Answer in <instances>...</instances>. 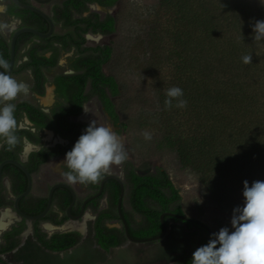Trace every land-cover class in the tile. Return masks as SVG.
Instances as JSON below:
<instances>
[{
	"label": "trees",
	"instance_id": "trees-1",
	"mask_svg": "<svg viewBox=\"0 0 264 264\" xmlns=\"http://www.w3.org/2000/svg\"><path fill=\"white\" fill-rule=\"evenodd\" d=\"M20 1L31 3V0ZM119 1L63 0L53 6L50 16L55 28L61 23L70 31L54 32L45 39L31 33H23L18 37L14 73L30 70L34 93L40 96L45 94L47 78L44 71L58 65L61 51L74 50V57L69 59V67L73 72L54 77L52 83L55 86L56 103L50 113L30 101L15 103L18 125L25 114L33 123L31 128L35 131L19 128L17 135L21 143L12 151L0 149V163L9 158L20 160L24 139L41 146L40 150L30 153L25 163L32 176L39 173L41 167L51 159L65 156L88 127L76 119L93 98L97 99L113 123L119 124L114 98L121 96V88L114 76L104 72V66L112 58L113 48L109 44L86 45L89 33L110 36L117 30L113 15L107 14L102 18L97 12L90 11V6L98 4L112 8ZM161 2L167 10L175 13L177 31L172 40L178 48L176 56L179 63L173 80L158 81V107L167 124V132L162 134L158 145L175 154L184 168L198 174L213 199L234 209L240 206L236 201L237 186H244L245 180L250 186L254 181H264V42H255L252 30L255 21L264 20V4L261 0ZM6 13L20 21L19 27L28 26L41 32L48 29L44 18L12 2ZM23 49L22 56L27 60L17 66ZM246 54H252L250 65L242 62V56ZM0 56L9 63L10 42L3 35H0ZM173 86L183 90V98L188 102L185 109L174 106L165 108V90ZM180 111L187 115L184 122L187 131L185 127L182 128L184 125L168 122L166 114ZM42 130L53 131L69 143L45 147L38 134ZM65 171H68L66 167ZM123 174L131 209L126 208L124 198L122 213L132 237L142 239L159 235L163 230L160 216L165 212L184 214L179 190L163 168L157 167L153 172L141 175L127 160L123 163ZM3 178H9L11 185L9 192L4 183H0V210L13 208L14 199L27 187L25 173L15 165H5ZM101 180L87 184L88 189L97 192ZM47 194L35 196L31 193L21 200V210L28 215L40 214L47 204ZM119 195L118 182L108 180L103 193L89 201L86 207L95 216L94 241L107 253L128 242L117 210ZM83 200L78 198L71 210L73 215L80 212ZM102 200H106V207H101ZM71 201L69 190L56 189L52 209L41 220L31 222L32 236L43 249L63 253L82 242L83 235L79 231H57L50 235L41 227L43 222L56 226L65 224L69 220L67 208ZM171 221L181 223L189 230L198 229V247L207 244L211 238L205 227L194 222L165 217L167 225ZM112 222L119 223L121 227H109L107 223ZM27 228L28 221L22 219L2 233L0 264L6 263L4 255L15 251L22 244L20 236ZM191 260L190 257H184L174 264H191Z\"/></svg>",
	"mask_w": 264,
	"mask_h": 264
},
{
	"label": "rangeland",
	"instance_id": "rangeland-1",
	"mask_svg": "<svg viewBox=\"0 0 264 264\" xmlns=\"http://www.w3.org/2000/svg\"><path fill=\"white\" fill-rule=\"evenodd\" d=\"M62 1L53 0L48 5H36L50 15L53 6ZM10 5L11 0H0V6L3 7L0 11V21H10L14 18L6 13ZM90 11L97 12L102 18L111 14L116 19L117 30L114 34L104 36L89 33L86 36V45L109 44L113 48L112 58L104 66V72L114 76L121 88V96L114 98L119 124L113 123V120L105 113L96 98L85 105L79 120L87 126L93 120L98 125L111 126L122 138L129 157L128 161L132 162L138 174L151 173L157 167L166 170L173 184L179 190L182 197V208L187 217L205 224L212 233L218 232L222 227H228L231 230L233 209L213 199L210 191L202 185L198 174L184 168L175 154L158 145L162 134L167 132L165 116L158 107V81L173 80L179 63L176 56L178 48L176 45L174 46V40H172L177 31L174 11L167 10L161 0H120L112 8L92 4ZM17 21L16 29L20 24L19 20ZM70 30L63 27L61 23L57 24L55 28L56 33H65ZM13 32L3 36L9 40ZM24 51L25 49L22 50L18 63L25 60V57L22 56ZM72 57H74V50L70 52L61 51L58 65L45 71L47 93L52 88L53 94L49 104L46 105L43 102L47 93L41 98L33 93L30 71L13 76L16 80L27 83L30 88L27 95L19 96L14 103L30 101L40 106L45 112L50 113L52 105L56 101L54 86L52 85L53 79L56 75L73 72L69 67V59ZM171 114H166L168 122H171L172 125L174 122L176 125H184L187 115L182 114L181 111ZM184 127L185 125L182 128L184 129ZM19 128H31V124L23 117L19 120ZM185 129L188 130L187 127ZM32 130L35 131V129ZM146 131L151 133V140L144 139L143 133ZM38 134L44 140V146L55 147L59 144H67V141L53 134V132L49 134V132L42 130ZM39 147L36 146L33 151H37ZM20 157L25 159L23 150L20 152ZM61 161L63 159L51 161L48 164L49 167H43L41 172L35 176L32 190L34 195H46L53 183L64 178L60 172ZM109 174H115L124 179L123 164L121 166L113 165ZM6 185H8L7 182ZM243 187L237 186L236 201L240 203L238 204L240 206L244 203ZM73 188L80 200L93 193L87 185L80 183H74ZM124 198L125 206L130 210L128 192ZM105 206L106 202L102 200L101 207ZM135 217L139 220L138 216L135 215ZM94 218L95 216L88 211L81 221L72 220L62 227L66 230L65 232L76 231L88 219L87 238L85 239L86 235L82 233V242L72 250L63 253L43 249L34 240L31 232L32 226L29 222L27 230L20 236L21 246L3 256L5 264H174L180 258H192L194 251L199 248L197 245L198 229L189 230L185 225L171 221L168 233L163 239L145 243L127 242L107 253L98 247L94 241ZM19 221L20 218L16 215L13 224ZM107 225L109 227H121L117 222L107 223ZM41 227L49 232L43 223H41ZM3 232L0 230V243Z\"/></svg>",
	"mask_w": 264,
	"mask_h": 264
},
{
	"label": "clouds",
	"instance_id": "clouds-1",
	"mask_svg": "<svg viewBox=\"0 0 264 264\" xmlns=\"http://www.w3.org/2000/svg\"><path fill=\"white\" fill-rule=\"evenodd\" d=\"M261 3L264 4V0ZM17 23L15 18L0 21V35L15 31ZM252 30L254 41L264 42V20L255 21ZM252 59V54L242 56L245 65L252 64ZM0 69V149L12 151L21 143L14 102L19 96L27 95L30 88L10 74L9 63L2 56ZM165 96L166 109L187 107L180 87L166 89ZM143 136L145 140L152 139L147 131ZM23 143L24 156L36 148L27 139ZM128 158L117 132L111 126L98 125L93 120L60 163L68 169L62 173L67 183L87 185L98 183L110 173L113 165L121 166ZM243 185L244 203L233 209L231 230L222 227L213 233L207 244L194 251L191 264H264V181H254L250 186L245 180Z\"/></svg>",
	"mask_w": 264,
	"mask_h": 264
},
{
	"label": "water",
	"instance_id": "water-1",
	"mask_svg": "<svg viewBox=\"0 0 264 264\" xmlns=\"http://www.w3.org/2000/svg\"><path fill=\"white\" fill-rule=\"evenodd\" d=\"M53 0H32L31 3H24L21 2L20 0H11V2L20 7V8H24L27 10H30L32 12L37 13L38 15H40L42 18H44L47 23H48V29L46 32H41L35 28L32 27H28V26H21L18 27L12 34L11 39H10V59H9V66H10V74L12 75V72L14 70L15 67V62H16V43H17V39L18 37L23 34V33H31L33 35H36L40 38H49L50 36H52L55 32V23L52 19V17L43 9H41L38 5H48L52 2ZM35 4H34V3ZM7 164H12L15 165L16 167H18L19 169H21L26 177H27V187L26 189L19 194L15 199H14V205H13V211L16 213V215L20 218V220L22 219H26L28 221V223L32 222V221H38L41 220L42 218H44L48 212L52 209L53 207V195L56 189L58 188H65L67 190L70 191L71 195H72V201L69 204L68 208H67V216L69 217V220H73V221H81L85 215L87 214V204L89 201L96 199L97 197H99L104 190V186L105 183L108 180H115L118 182V184L120 185V195L118 198V203H117V210H118V215L120 217V220L122 221L123 227H124V232L125 235L128 239V242H135V243H145V242H152V241H159L161 239H163L169 230V224L167 225L165 222V217L169 216V217H173L175 219H180L183 221H187V222H194L200 226L205 227L209 234L212 235L213 233L211 232V230L203 223H201L198 220L192 219L187 217L185 214H177V213H173V212H165L163 214H161L160 216V220H161V224L163 227L162 232L157 235V236H153V237H149V238H142V239H136L134 237L131 236L130 232H129V226L127 224V221L122 213V205H123V200L126 194V189H125V184H124V180L115 174H107L100 182L99 185V189L97 192L91 194L90 196H88L87 198H85L82 202L81 208H80V212L78 215H73L71 213V210L73 208V206L75 205L76 201H77V193L75 191V189L68 183L66 182H57L55 184H53L47 194V204L44 208V210L38 214V215H28L26 213H24L21 208H20V202L23 198L27 197L32 190V186H33V178L31 173L28 171V169L25 167V165L23 164L22 161H18V160H14V159H6L3 160L0 163V182L2 180V176H3V169L5 167V165ZM80 233H82L80 230H77ZM25 233V232H24ZM23 233V234H24Z\"/></svg>",
	"mask_w": 264,
	"mask_h": 264
},
{
	"label": "crops",
	"instance_id": "crops-1",
	"mask_svg": "<svg viewBox=\"0 0 264 264\" xmlns=\"http://www.w3.org/2000/svg\"><path fill=\"white\" fill-rule=\"evenodd\" d=\"M2 9H3V7L2 6H0V11H2ZM20 22V21H19ZM46 93H47V91H46ZM52 96H53V94H52ZM44 97V96H43ZM54 101V100H53ZM43 140V139H42ZM44 141V140H43ZM24 142V141H23ZM24 146V145H23ZM35 146H37V145H35ZM45 147H48V146H46L45 145ZM49 147H52V146H49ZM54 147V146H53ZM41 148V146L39 147V149ZM38 149V150H39ZM37 150V151H38ZM32 152H34V151H32ZM29 155V154H28ZM28 155L27 156H25V159H22V157H20V159L23 161V162H26L27 161V159H28ZM66 156V155H65ZM65 156H61V157H58V158H54V159H51L48 163H46L45 165H43L42 167H41V169L43 168V167H46V166H48L49 167V163L51 162V161H54V160H57V161H59V160H64L65 159ZM41 169H40V171H39V173L41 172ZM60 172L61 173H63V172H66L65 171V166H63V165H61V167H60ZM39 173H37V174H39ZM37 174H35V175H33L32 176V178H33V185H34V178H35V176L37 175ZM57 182H66V180H65V178H61V180L60 181H56V183ZM67 183V182H66ZM9 184V183H8ZM53 184H55V183H53ZM69 184V183H68ZM4 185L6 186V188L8 189V191H10L9 190V185H6L5 183H4ZM71 185V184H70ZM52 186V185H51ZM50 186V187H51ZM72 187H73V184L71 185ZM33 187L34 186H32V190H33ZM50 189V188H49ZM32 190H31V193H32ZM49 191V190H48ZM30 193V194H31ZM29 194V195H30ZM33 194V193H32ZM34 195V194H33ZM35 196H43V195H35ZM105 202H106V200H105ZM106 207V206H105ZM5 211H7V213L9 214V216H10V218H8L7 220H9L10 221V223H9V225L4 229V230H2V231H5V230H7V229H9L10 227H11V225L15 222V216H16V213L13 211V209L12 208H10V207H5V208H2L1 210H0V219H1V216H2V213L3 212H5ZM88 211H90V210H87V212ZM91 212V211H90ZM91 214H92V212H91ZM93 215V214H92ZM70 221H72V220H68L65 224H63V225H61V226H56V225H53V224H51V223H49V222H43V224L45 225V227H46V229H47V231H49L48 233L51 235L53 232H55V231H61V232H65L66 230H64V229H62V227L63 226H65L66 224H68V222H70ZM48 225H50V227H52V229H49L48 228ZM79 230V229H78ZM73 231V230H72ZM77 231V230H76ZM32 232V231H31ZM82 232V231H81ZM83 233V232H82ZM84 234V233H83ZM85 239L87 238V236H85L84 237ZM21 246V245H20ZM19 246V247H20ZM18 247V248H19ZM72 250V249H71ZM70 251V250H69ZM66 252H68V251H66Z\"/></svg>",
	"mask_w": 264,
	"mask_h": 264
},
{
	"label": "bare ground",
	"instance_id": "bare-ground-1",
	"mask_svg": "<svg viewBox=\"0 0 264 264\" xmlns=\"http://www.w3.org/2000/svg\"><path fill=\"white\" fill-rule=\"evenodd\" d=\"M89 38V37H88ZM52 101V88H50L48 90V93H47V97L43 98V102L47 105L49 104L50 102ZM49 132V134H51V131H47ZM8 218H10L9 214L7 213V211L3 212L2 213V216H1V219H0V230H4L8 225H9V220H7ZM87 222H88V219H86L82 225L80 226V230H82V232L87 236ZM69 226V225H67ZM49 228H52L50 227V225H48Z\"/></svg>",
	"mask_w": 264,
	"mask_h": 264
},
{
	"label": "flooded vegetation",
	"instance_id": "flooded-vegetation-1",
	"mask_svg": "<svg viewBox=\"0 0 264 264\" xmlns=\"http://www.w3.org/2000/svg\"><path fill=\"white\" fill-rule=\"evenodd\" d=\"M31 2H32V0H31ZM100 6V5H99ZM101 7H104V6H101ZM105 8H107V7H105ZM20 25V24H19ZM13 34V33H12ZM12 36V35H11ZM11 39V38H10ZM10 39H9V42H10ZM27 60V58L25 57V60L24 61H26ZM23 61V62H24ZM22 63V62H21ZM21 63H17V66L18 65H20ZM15 65H16V62H15ZM14 69H15V67H14ZM26 71H30V70H26ZM46 71H48V70H46ZM22 72H25V71H22ZM22 72H20V73H22ZM31 72V71H30ZM20 73H17V74H15L14 73V70H13V72H12V76H14V75H18V74H20ZM44 73H45V71H44ZM31 76H32V73H31ZM32 81H33V84H32V91H33V85H34V80H33V76H32ZM52 85H53V83H52ZM54 86V85H53ZM53 89H54V97H55V86L53 87ZM46 91H47V89H46V84H45V94L43 95V96H45L46 95ZM34 93V92H33ZM36 94V93H35ZM39 98H41V97H43V96H40V95H38V94H36ZM56 98V97H55ZM18 103V102H17ZM55 103H56V101H55ZM53 106V105H52ZM84 108H85V106H84ZM44 111V110H43ZM45 112V111H44ZM84 112V111H83ZM47 113V112H46ZM82 115V114H81ZM80 115V116H81ZM80 116L76 119L77 121H80L79 120V118H80ZM23 117H25L26 119H27V121L29 122V124H31V127H32V124L33 123H31L30 121H29V119L27 118V116L24 114L23 115ZM22 117V118H23ZM31 129H33V128H31ZM45 131H50V130H45ZM51 132H53V131H51ZM85 132V131H84ZM53 134H55V132H53ZM55 135H57V134H55ZM57 136H59V135H57ZM60 138H62L61 136H59ZM63 140H65V141H67V144L69 143V141L67 140V139H64V138H62ZM66 144V145H67ZM41 149V148H40ZM39 149V150H40ZM30 155V154H29ZM29 155H28V159H29ZM9 159H12V158H9ZM28 159H27V161H28ZM6 160V159H5ZM18 161H22L21 159L20 160H18ZM27 161L26 162H23V164L25 165V163H27ZM26 167V166H25ZM1 182H3V183H5L6 184V182L7 183H9L8 185H9V190H10V185H11V182H10V179L9 178H3V176H2V180H1ZM0 182V183H1ZM10 192V191H9ZM87 198V197H86ZM85 199V198H84ZM77 200H78V196H77ZM77 202V201H76ZM76 204V203H75ZM82 205V204H81ZM13 209V208H12ZM79 214V213H78ZM77 214V215H78Z\"/></svg>",
	"mask_w": 264,
	"mask_h": 264
}]
</instances>
